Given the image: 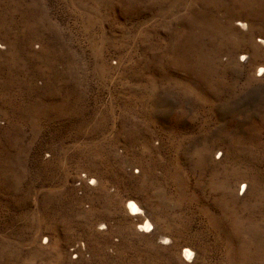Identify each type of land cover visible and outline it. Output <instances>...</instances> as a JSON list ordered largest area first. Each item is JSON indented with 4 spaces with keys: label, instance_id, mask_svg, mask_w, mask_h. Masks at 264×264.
Returning <instances> with one entry per match:
<instances>
[{
    "label": "rangeland",
    "instance_id": "obj_1",
    "mask_svg": "<svg viewBox=\"0 0 264 264\" xmlns=\"http://www.w3.org/2000/svg\"><path fill=\"white\" fill-rule=\"evenodd\" d=\"M0 264H264V0H0Z\"/></svg>",
    "mask_w": 264,
    "mask_h": 264
},
{
    "label": "bare ground",
    "instance_id": "obj_2",
    "mask_svg": "<svg viewBox=\"0 0 264 264\" xmlns=\"http://www.w3.org/2000/svg\"><path fill=\"white\" fill-rule=\"evenodd\" d=\"M126 209L130 213V215H132V216L142 215V211L140 210V208L132 201H128ZM137 229L140 232H148V233H150L149 231L151 229V225L148 224L147 221H145V223H143V225H139L137 227ZM162 240H165V239H162ZM183 254L186 257H189L191 255L190 251L187 250V249L185 251H183Z\"/></svg>",
    "mask_w": 264,
    "mask_h": 264
}]
</instances>
